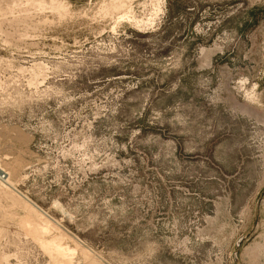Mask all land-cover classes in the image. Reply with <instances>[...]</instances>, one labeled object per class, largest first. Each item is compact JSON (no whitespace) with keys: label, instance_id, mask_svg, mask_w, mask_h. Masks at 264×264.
I'll return each instance as SVG.
<instances>
[{"label":"rangeland","instance_id":"374dc122","mask_svg":"<svg viewBox=\"0 0 264 264\" xmlns=\"http://www.w3.org/2000/svg\"><path fill=\"white\" fill-rule=\"evenodd\" d=\"M0 168V264H264V0H0Z\"/></svg>","mask_w":264,"mask_h":264},{"label":"built area","instance_id":"2783aa9c","mask_svg":"<svg viewBox=\"0 0 264 264\" xmlns=\"http://www.w3.org/2000/svg\"><path fill=\"white\" fill-rule=\"evenodd\" d=\"M0 179L1 180H6L7 179V173L0 168Z\"/></svg>","mask_w":264,"mask_h":264},{"label":"bare ground","instance_id":"6f19581e","mask_svg":"<svg viewBox=\"0 0 264 264\" xmlns=\"http://www.w3.org/2000/svg\"><path fill=\"white\" fill-rule=\"evenodd\" d=\"M65 3V2H64ZM125 18V17H124ZM49 232H51V230H49ZM67 250H73V248H67Z\"/></svg>","mask_w":264,"mask_h":264}]
</instances>
